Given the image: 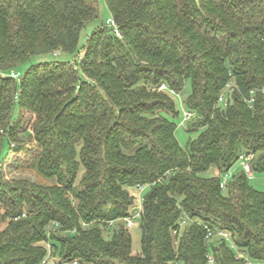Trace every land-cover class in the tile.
<instances>
[{
	"label": "trees",
	"instance_id": "16d2710c",
	"mask_svg": "<svg viewBox=\"0 0 264 264\" xmlns=\"http://www.w3.org/2000/svg\"><path fill=\"white\" fill-rule=\"evenodd\" d=\"M104 2L113 21L78 59L14 79L32 57L78 52L99 5L0 0V154L5 142L34 144L24 169L44 181L0 172V264H264V192L244 168L221 188L242 154L264 173V0ZM188 81L199 136L183 148L168 118L176 102L159 88L181 94ZM142 185L134 255L124 218ZM205 226L232 240H208Z\"/></svg>",
	"mask_w": 264,
	"mask_h": 264
},
{
	"label": "rangeland",
	"instance_id": "374dc122",
	"mask_svg": "<svg viewBox=\"0 0 264 264\" xmlns=\"http://www.w3.org/2000/svg\"><path fill=\"white\" fill-rule=\"evenodd\" d=\"M98 5L100 11L99 17L97 19L90 21L88 25L84 28V30L81 32L78 52L72 54L60 53L58 56H55L54 54L35 56L32 57L31 60L26 62L24 65L16 69L14 73L22 75L25 73L26 69L30 67L32 64L50 62V61L72 62L78 59L80 53L82 52V48L83 46L86 45L88 41V37L91 35V33L94 32L95 29L101 26L110 25V23L113 21L111 13L107 8L104 0H98ZM190 92H191V85L190 82L188 81L183 93L172 96L177 105V110L179 112L178 117L173 118L168 116L169 120H171L177 126L175 135L179 144L183 148L187 147V144L190 140H194L199 136V132H195V131L189 132L188 123L186 124L185 127L182 126V123L184 121V113L187 111L184 103L187 97L189 96ZM22 145H23V151L17 152L15 150V148L18 147L17 142L11 143V150H9L8 143L5 142L2 153L0 154V165H1L0 172L2 173L3 179L8 183H12L13 181L16 180H28L31 182L44 184V181L38 176V174L34 170L24 169V167L29 166L30 163L34 160V157L37 155L39 151L38 148L34 144L26 143V141ZM242 171H243V167L241 163L238 162L230 170L229 172L230 178H232L234 175ZM209 174H214V171H210ZM249 182L253 189L259 192H264V173H255L254 175L249 177ZM148 192H149V188L144 190L143 193H140V191L138 190H133L132 193H134L137 196L141 195V198H145ZM52 227L53 226H51L50 229H52ZM130 230L132 235V251L134 255H138L141 253L142 231L139 227H134ZM229 244L232 243L230 242ZM55 259L56 261L55 262L53 261V263L56 264L59 263V259L58 258ZM250 264L252 263L250 262Z\"/></svg>",
	"mask_w": 264,
	"mask_h": 264
},
{
	"label": "built area",
	"instance_id": "2783aa9c",
	"mask_svg": "<svg viewBox=\"0 0 264 264\" xmlns=\"http://www.w3.org/2000/svg\"><path fill=\"white\" fill-rule=\"evenodd\" d=\"M112 25L114 26V24H112ZM115 32L119 35L117 29H115ZM56 55L57 54H55V56ZM11 77L14 79H18L19 75L12 72ZM159 90L168 92L172 96L177 94L173 90L168 89V87H166L165 85L161 86L159 88ZM260 93H262L264 95V87L260 89ZM254 96H255V91H252L251 100H250L251 103L254 102ZM220 103H223L225 106H227L225 96H223V95L221 96ZM194 117H195V113L187 110L184 113V121L182 123V126L184 127L186 125V123L191 121ZM252 159H253V155H248V154H242L240 156V159H239V162L241 163L242 167L245 169V171L247 172V174L249 176L253 175L252 170H251V166H250V162L252 161ZM230 179L231 178H230L229 173H227L223 176L222 182H221V188L223 190H225L227 188L228 182ZM147 188H150V185H142V186L137 187L135 190H138V191H140V193H143V191L146 190ZM133 196H134L135 200H134L132 206L130 207L129 215L126 218H124V221L127 224L128 229H132V228L138 226V224L142 218V212H143L144 198H141V195L137 196L134 194ZM23 216L25 217V215H23ZM113 223L114 222H112L111 224H113ZM205 229L207 230V239L210 241H213L216 239H225L227 241L232 240V234L226 230L214 231L208 226H205ZM240 257H242L241 254H240ZM53 261L55 262L56 259H55V257H52L50 255V256H48V258L46 260H44L42 262V264H56V263H53ZM57 264H60V261ZM63 264H80V262L78 260H75V261H72L69 263H63ZM209 264H215V259L213 256H209ZM248 264H250V262H248Z\"/></svg>",
	"mask_w": 264,
	"mask_h": 264
}]
</instances>
